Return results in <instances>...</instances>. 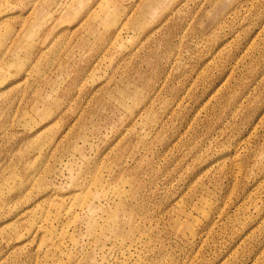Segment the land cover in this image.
I'll return each mask as SVG.
<instances>
[{
    "label": "rangeland",
    "instance_id": "1",
    "mask_svg": "<svg viewBox=\"0 0 264 264\" xmlns=\"http://www.w3.org/2000/svg\"><path fill=\"white\" fill-rule=\"evenodd\" d=\"M0 264H264V0H0Z\"/></svg>",
    "mask_w": 264,
    "mask_h": 264
}]
</instances>
